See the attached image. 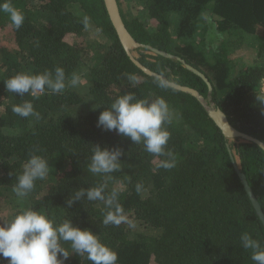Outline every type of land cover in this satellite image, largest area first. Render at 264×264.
I'll return each mask as SVG.
<instances>
[{
	"label": "trees",
	"instance_id": "1",
	"mask_svg": "<svg viewBox=\"0 0 264 264\" xmlns=\"http://www.w3.org/2000/svg\"><path fill=\"white\" fill-rule=\"evenodd\" d=\"M142 9L127 11L124 22L138 41L184 58L213 84V98L238 130L264 141V0H140ZM9 0H0V3ZM25 21L14 28L0 12V223L17 195L16 177L31 155L48 161L49 174L37 180L26 197L28 209L44 212L57 224L96 232L118 253L117 264H254L240 236L249 233L264 244V226L238 176L229 139L194 96L161 87L127 55L104 0H10ZM91 18L103 41L94 42L83 27ZM92 49V55L90 51ZM255 52L249 63L232 53ZM139 60L153 71L207 95L203 79L176 60L138 49ZM62 67L66 78L80 74L84 84L39 99L6 91L4 81L17 73H42ZM134 75L136 81L128 77ZM134 92L138 98L163 97L175 112L166 149L176 158L171 169L158 167L162 157L148 153L116 132L97 127L104 108ZM31 100L40 119L23 118L12 106ZM99 107V109H94ZM120 147V169L107 175L88 170L95 145ZM241 169L264 209V150L251 142L231 141ZM106 184L116 190L131 224L102 223V201L82 198L66 204L79 189ZM140 186L137 190V186ZM3 222L2 224H4ZM68 248V244H64ZM0 264L8 260L0 256ZM65 264H91L72 255Z\"/></svg>",
	"mask_w": 264,
	"mask_h": 264
},
{
	"label": "clouds",
	"instance_id": "2",
	"mask_svg": "<svg viewBox=\"0 0 264 264\" xmlns=\"http://www.w3.org/2000/svg\"><path fill=\"white\" fill-rule=\"evenodd\" d=\"M0 12L8 15L12 25L20 29L25 21L24 14L15 8L10 0L0 3ZM86 31L98 35L102 29H93L91 18L87 15L82 20ZM130 81L136 77L130 75ZM7 92L25 94L39 99L42 94L63 93L67 87L76 88L84 84L80 74L73 73L66 78L62 67L42 73L21 72L4 81ZM161 87L168 81L158 77ZM264 102V97L257 98ZM94 109H99L96 107ZM13 113L23 118L40 119V113L34 108L31 100H24L12 106ZM175 118L174 110L163 97L153 100L138 98L134 92L118 96L109 107L104 108L97 118V127L103 131L116 132L129 138L133 143L144 145L145 150L157 157H162L158 167L171 169L176 166V158L166 145L171 133L167 125ZM124 155L120 147H101L95 145L88 170L93 174L107 175L120 169L121 157ZM49 174L48 161L40 155H31L23 165V172L16 177L13 191L17 197H26L35 187L37 180H43ZM140 186H137L139 190ZM89 201H102L108 209L103 217L105 226L131 224L120 203L116 190L107 191L106 184L88 189H79L67 199L71 207L82 198ZM242 247L251 250L254 264H264V244L254 239L249 233L240 236ZM68 244L69 247H64ZM72 255L85 256L91 264H117L118 253L103 243L98 234L89 228L75 226L71 219L57 224L53 218L33 209H26L16 214L9 222L0 224V256L8 260V264H65Z\"/></svg>",
	"mask_w": 264,
	"mask_h": 264
},
{
	"label": "water",
	"instance_id": "3",
	"mask_svg": "<svg viewBox=\"0 0 264 264\" xmlns=\"http://www.w3.org/2000/svg\"><path fill=\"white\" fill-rule=\"evenodd\" d=\"M104 3L108 11L109 17L111 19V22L119 37V40L122 43L127 55L133 61V63L138 68H140L145 74L156 77V78L163 76V78H165L168 81L167 83L168 86L173 87L177 90L183 91L185 93H188L194 96L195 98H197V100L201 103V105L207 111L209 116L214 120V122L222 130L224 136L227 139H229L228 149L231 154V159H232L234 168L238 176L240 177V180L252 202V205L254 206L256 213L258 214L264 226V209L262 205L260 204L258 197L254 193L251 185L249 184L246 174L242 171L238 157H236L235 152L231 148V141L232 142L240 141V142L255 143L264 150V141H262L261 139L253 135L240 131L232 125L226 113L220 107L216 106L214 98H213V84L204 72H202L200 69L196 68L192 64L188 63L184 58L180 56H177L175 54L169 53L167 51L158 49L156 47H153L151 45L144 44L138 41L130 33V31L128 30L124 22L118 0H104ZM138 49H147L148 50L147 52L151 54L161 55L163 57L176 59L180 61L185 68H187L189 71L193 72L194 74L200 76L203 79V81L206 83L208 87L207 95L206 96L203 95L198 89L194 87H190L187 85H181L173 80L167 79L164 75L153 71L152 69L144 65L139 60L138 56L135 55V51H137Z\"/></svg>",
	"mask_w": 264,
	"mask_h": 264
},
{
	"label": "rangeland",
	"instance_id": "4",
	"mask_svg": "<svg viewBox=\"0 0 264 264\" xmlns=\"http://www.w3.org/2000/svg\"><path fill=\"white\" fill-rule=\"evenodd\" d=\"M126 4H127V11H131V13L134 11L136 12L137 9L141 10L142 6H141V1L140 0H123ZM89 42L92 43L94 42V52L96 55H100V53H102L101 48H97L96 46V42L98 40L103 41V38H100L97 35H90L89 36ZM5 38L4 35L1 34L0 32V45H6L7 43L5 42ZM148 53V52H146ZM90 54L92 55V49L90 51ZM139 51H135V55L139 56ZM232 57L236 58L237 60L239 59H244L245 62L249 63L250 61L255 60V52L254 50H250V49H241L239 51H235L232 53ZM84 80V79H83ZM29 205L27 204V200L23 197H16V200L14 201V203L11 206H7L5 208V212L3 214V221H1L0 224H2L3 222L7 223L9 222L16 214L22 212L23 210L28 209Z\"/></svg>",
	"mask_w": 264,
	"mask_h": 264
},
{
	"label": "built area",
	"instance_id": "5",
	"mask_svg": "<svg viewBox=\"0 0 264 264\" xmlns=\"http://www.w3.org/2000/svg\"><path fill=\"white\" fill-rule=\"evenodd\" d=\"M262 90L264 92V77L262 78Z\"/></svg>",
	"mask_w": 264,
	"mask_h": 264
}]
</instances>
